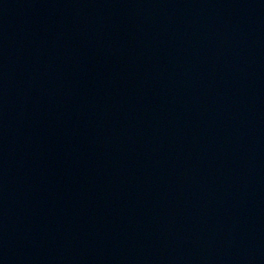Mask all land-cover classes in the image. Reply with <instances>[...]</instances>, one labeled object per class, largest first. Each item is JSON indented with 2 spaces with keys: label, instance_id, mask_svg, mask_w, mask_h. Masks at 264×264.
<instances>
[{
  "label": "water",
  "instance_id": "obj_1",
  "mask_svg": "<svg viewBox=\"0 0 264 264\" xmlns=\"http://www.w3.org/2000/svg\"><path fill=\"white\" fill-rule=\"evenodd\" d=\"M0 264H264V0H0Z\"/></svg>",
  "mask_w": 264,
  "mask_h": 264
}]
</instances>
